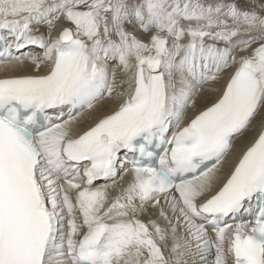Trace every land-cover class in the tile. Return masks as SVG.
Segmentation results:
<instances>
[{
    "label": "snow or ice",
    "instance_id": "1",
    "mask_svg": "<svg viewBox=\"0 0 264 264\" xmlns=\"http://www.w3.org/2000/svg\"><path fill=\"white\" fill-rule=\"evenodd\" d=\"M0 264H264V0H0Z\"/></svg>",
    "mask_w": 264,
    "mask_h": 264
},
{
    "label": "bare ground",
    "instance_id": "2",
    "mask_svg": "<svg viewBox=\"0 0 264 264\" xmlns=\"http://www.w3.org/2000/svg\"><path fill=\"white\" fill-rule=\"evenodd\" d=\"M254 135L253 132H248V133H245L238 141H237V145L238 146H242L243 144L247 143L251 138L252 136Z\"/></svg>",
    "mask_w": 264,
    "mask_h": 264
}]
</instances>
